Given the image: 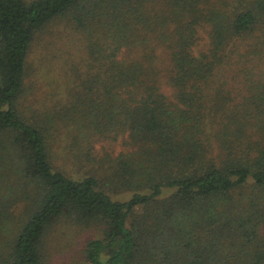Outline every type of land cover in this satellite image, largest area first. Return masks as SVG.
<instances>
[{
    "label": "trees",
    "instance_id": "16d2710c",
    "mask_svg": "<svg viewBox=\"0 0 264 264\" xmlns=\"http://www.w3.org/2000/svg\"><path fill=\"white\" fill-rule=\"evenodd\" d=\"M0 264H264V0H0Z\"/></svg>",
    "mask_w": 264,
    "mask_h": 264
},
{
    "label": "rangeland",
    "instance_id": "374dc122",
    "mask_svg": "<svg viewBox=\"0 0 264 264\" xmlns=\"http://www.w3.org/2000/svg\"><path fill=\"white\" fill-rule=\"evenodd\" d=\"M202 36L203 38L199 42L198 47L204 46V43L206 47V40L204 39V33ZM58 40L59 41L57 42L50 34H43L40 36L39 39H35L32 42L31 49H30V57H29L30 62L32 63L30 66V69L32 70L31 77H32V80L37 79L39 83L41 84V86H37L39 89H41L40 92H42L45 88L49 87L48 86L49 81H51V79H53L52 77L55 76V74L53 76H50L47 72V69H49L50 66L52 67V64L55 61V59H58V57L66 51L67 47H70L71 45L76 43L75 41L72 40V44H69L68 37H61V38H58ZM72 47H75V45L71 46L70 48ZM167 62H168L167 57L165 55H162L159 58L158 63L160 65L165 66ZM55 69H60L59 64H55ZM31 77H29L28 79L31 80ZM25 96L26 98H28V101L30 103V99H29L30 96L28 97L27 93ZM37 106L39 107L40 105H37ZM122 138L123 136L113 141L108 140V139L98 141L97 143H95V149H96L94 152L95 156H97L98 158H101L103 157V155H105V151L107 150L114 151V154L122 150H125L124 145L121 143ZM68 141L69 139L67 138V135L64 136V139L55 140L54 142L55 151L56 149H61V147L63 146L65 147L68 144ZM71 152H70V149H66V153L71 154ZM65 155H68V154H65ZM129 195H130V192H120L116 195V197L120 199H126L128 198ZM64 241L65 240H60V242H55V243L64 244L65 243ZM50 260L54 262V259H50Z\"/></svg>",
    "mask_w": 264,
    "mask_h": 264
}]
</instances>
